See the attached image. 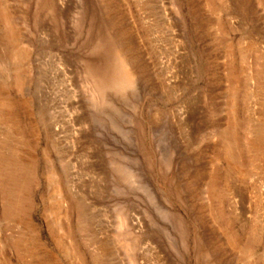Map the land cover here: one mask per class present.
<instances>
[{
    "label": "rangeland",
    "instance_id": "1",
    "mask_svg": "<svg viewBox=\"0 0 264 264\" xmlns=\"http://www.w3.org/2000/svg\"><path fill=\"white\" fill-rule=\"evenodd\" d=\"M0 264H264V0H0Z\"/></svg>",
    "mask_w": 264,
    "mask_h": 264
}]
</instances>
